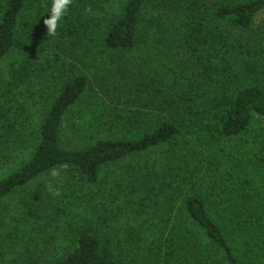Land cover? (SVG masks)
<instances>
[{
	"label": "trees",
	"instance_id": "16d2710c",
	"mask_svg": "<svg viewBox=\"0 0 264 264\" xmlns=\"http://www.w3.org/2000/svg\"><path fill=\"white\" fill-rule=\"evenodd\" d=\"M51 3L0 0V264H264V0Z\"/></svg>",
	"mask_w": 264,
	"mask_h": 264
},
{
	"label": "clouds",
	"instance_id": "9594fccd",
	"mask_svg": "<svg viewBox=\"0 0 264 264\" xmlns=\"http://www.w3.org/2000/svg\"><path fill=\"white\" fill-rule=\"evenodd\" d=\"M72 3L73 0H52L47 17L43 19V25L47 29V36L55 37L57 35V30L60 27V21L67 14ZM91 11L92 9L90 6L85 9L86 13H91ZM52 175H58L57 170H53ZM54 194L59 195L58 192H55Z\"/></svg>",
	"mask_w": 264,
	"mask_h": 264
},
{
	"label": "rangeland",
	"instance_id": "374dc122",
	"mask_svg": "<svg viewBox=\"0 0 264 264\" xmlns=\"http://www.w3.org/2000/svg\"><path fill=\"white\" fill-rule=\"evenodd\" d=\"M259 25H264V10L259 14V16H258V18H257V26H259ZM263 31H264V28H263ZM264 42V41H263ZM13 60V56L11 55V56H9V57H7L5 60H3L1 63H0V69H2V70H5V67L7 68H10L9 66H8V63L9 62H11ZM7 68V69H8ZM6 75H7V72H6ZM28 86H29V88L31 89V88H33V87H35V81L34 80H32L29 84H28ZM25 88V86L24 87H22L21 88V90H23ZM21 94V92L19 93V95ZM24 94V93H23ZM26 95H28V94H24V96L25 97H27ZM27 101H29V103H30V100L29 99H27ZM30 109H31V112H32V115H33V118H35L38 114H39V112H41V110H42V108H41V104L40 105H35L34 106V104H32V105H30ZM30 142H33V139L31 138V140H30ZM60 176V175H59ZM66 176V175H65ZM124 179H125V181H124V184L126 185V183L127 182H130V181H133V182H135L136 181V176H133V175H130V176H128L127 175V177H124ZM66 181V177H65V180L63 181V182H61L60 184H62V183H64ZM73 181H75V179L73 180ZM79 188H83V186H80V185H77L76 187H75V190H77V189H79ZM71 189H74V187H72ZM90 203V205L92 206V200L89 202ZM112 235H113V233H112ZM116 235V233H114V236Z\"/></svg>",
	"mask_w": 264,
	"mask_h": 264
}]
</instances>
